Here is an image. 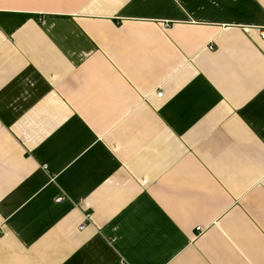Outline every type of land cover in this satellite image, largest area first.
Returning <instances> with one entry per match:
<instances>
[{"label": "crops", "instance_id": "obj_1", "mask_svg": "<svg viewBox=\"0 0 264 264\" xmlns=\"http://www.w3.org/2000/svg\"><path fill=\"white\" fill-rule=\"evenodd\" d=\"M263 31L264 0H0V264H264Z\"/></svg>", "mask_w": 264, "mask_h": 264}, {"label": "built area", "instance_id": "obj_2", "mask_svg": "<svg viewBox=\"0 0 264 264\" xmlns=\"http://www.w3.org/2000/svg\"><path fill=\"white\" fill-rule=\"evenodd\" d=\"M260 35H261V39L264 41V31H263L262 33H260ZM162 96H163V92H159V93H158V97H162ZM45 168H46V167H44V169H45ZM63 200H65V196H64V195H62V196H60L59 198H57L56 202L60 203V202H62ZM85 219H86V222H88V221L90 220V215H89V214L86 215V216H85ZM84 228H85V224H82V225L80 226V230H83ZM196 231H197V232H200V231H201V228H197Z\"/></svg>", "mask_w": 264, "mask_h": 264}]
</instances>
